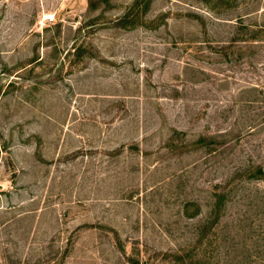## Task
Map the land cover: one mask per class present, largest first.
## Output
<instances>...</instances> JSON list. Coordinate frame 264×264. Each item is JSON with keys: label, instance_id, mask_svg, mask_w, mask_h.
<instances>
[{"label": "rangeland", "instance_id": "374dc122", "mask_svg": "<svg viewBox=\"0 0 264 264\" xmlns=\"http://www.w3.org/2000/svg\"><path fill=\"white\" fill-rule=\"evenodd\" d=\"M262 27L264 0H0V264H264Z\"/></svg>", "mask_w": 264, "mask_h": 264}, {"label": "trees", "instance_id": "16d2710c", "mask_svg": "<svg viewBox=\"0 0 264 264\" xmlns=\"http://www.w3.org/2000/svg\"><path fill=\"white\" fill-rule=\"evenodd\" d=\"M262 28H264V27H262ZM261 30H263V29H261Z\"/></svg>", "mask_w": 264, "mask_h": 264}]
</instances>
